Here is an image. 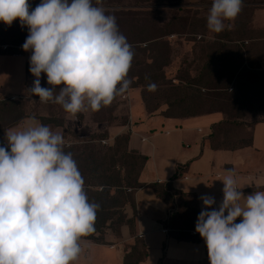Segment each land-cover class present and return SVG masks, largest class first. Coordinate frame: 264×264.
Masks as SVG:
<instances>
[{"label": "clouds", "instance_id": "1", "mask_svg": "<svg viewBox=\"0 0 264 264\" xmlns=\"http://www.w3.org/2000/svg\"><path fill=\"white\" fill-rule=\"evenodd\" d=\"M100 0H0V21L19 19L29 34L28 90L40 103L51 102L76 116L96 112L123 96L135 56L116 17ZM243 0H212L206 17L210 33H221L235 19ZM47 83L41 86V75ZM145 79H149L147 76ZM147 90H157L149 83ZM65 137L34 115L23 126L5 130L0 144V264H75L96 231L100 204L90 201L85 180ZM249 177L247 186H252ZM218 209L212 196L195 231L204 239L210 264H264V191L245 196L234 168L222 179ZM211 209V210H208ZM239 219V222L237 220ZM127 235V226H121Z\"/></svg>", "mask_w": 264, "mask_h": 264}, {"label": "trees", "instance_id": "2", "mask_svg": "<svg viewBox=\"0 0 264 264\" xmlns=\"http://www.w3.org/2000/svg\"><path fill=\"white\" fill-rule=\"evenodd\" d=\"M260 2L264 0H243L242 11L235 18L234 25L221 33H214L213 38L207 37L206 18L198 17L191 23L184 20L182 24L178 23L181 18L176 15L159 25L156 14L164 6V0H100L99 6L116 17L119 30L133 46L135 56L128 78L132 80L131 87L144 86L143 99L147 111L153 113L166 104L168 107L162 114L167 117L184 118L222 112L225 118L213 125L209 137L211 146L215 149H237L251 145V130L245 142L232 146H225L222 131L231 125H244L240 119L246 112H260L264 107V31L255 34L257 32L250 26L257 7L255 4ZM28 3L35 8L41 0H28ZM125 25L129 28L127 34ZM178 31L193 33L195 48L193 61L181 72L183 78L180 75L176 77L179 82L173 83L167 82L165 73L172 53L167 37ZM2 33L0 29V55L25 54L26 51L16 49L22 45L19 37L9 38ZM252 57L256 60L254 64L249 62ZM27 68L30 69V64ZM191 71H195L193 76ZM146 76L149 79H145ZM149 83H155L157 90L148 91ZM203 89L209 93H202ZM256 103L259 108L254 107ZM28 116L23 101L0 98V144L4 143L5 130ZM37 117L45 125H63L52 117ZM70 131L64 133L65 139ZM74 134L76 140L68 142L65 151H70L77 161L89 200L101 206L97 212L96 231L85 239L105 243L107 230L118 234L122 225L128 224L133 228L134 217L128 218L125 209L127 205L135 204V191L146 185L140 181V175L148 157L129 149L130 133L118 134L109 144L103 143V140L110 139L109 133H93L88 137ZM178 176L176 174L173 178ZM152 186L170 207L169 218L164 223L169 234L178 239L204 241L195 231L200 213L195 197L175 189L170 183ZM206 253L208 256L207 246ZM147 255V245L137 236L123 264H140Z\"/></svg>", "mask_w": 264, "mask_h": 264}, {"label": "crops", "instance_id": "3", "mask_svg": "<svg viewBox=\"0 0 264 264\" xmlns=\"http://www.w3.org/2000/svg\"><path fill=\"white\" fill-rule=\"evenodd\" d=\"M211 3L212 0H174L173 6L195 5L203 9L211 7ZM255 5L250 26L259 33L264 31V2ZM209 36L214 37V33ZM28 64L30 55L27 53L0 55V98H36L28 91L34 77L27 68ZM124 99L128 101L127 122L115 127L97 125L108 130L111 140L118 134L130 133L129 149L148 157L140 175V181L146 185L135 191V204H129L125 209L128 218L134 217V226L131 228L125 224L127 235H122L121 229L118 234L107 230L105 243L90 240L91 245L81 255L84 260L79 258L75 264H123L137 236L144 240L148 248L147 258L140 264H210L204 241L178 239L169 234L164 223L169 218L170 207L157 195L152 184L170 183L175 189L194 196L200 212L204 208L200 197L204 195L214 197V207L218 209L223 200L222 179L228 169H235L240 187L246 185L242 189L245 196L256 190L264 191V120L251 127V145L215 149L209 137L213 125L225 118L222 112L184 118L167 117L162 114L164 109L148 112L137 95ZM50 104L39 103L38 115L55 120L60 114L53 113ZM90 113H84L86 119ZM29 117L9 128L23 126ZM62 118L63 125L49 127L63 136L68 130L81 134L85 128L77 115L66 113ZM176 174L179 176L173 178ZM249 177L253 178L252 186H247Z\"/></svg>", "mask_w": 264, "mask_h": 264}, {"label": "rangeland", "instance_id": "4", "mask_svg": "<svg viewBox=\"0 0 264 264\" xmlns=\"http://www.w3.org/2000/svg\"><path fill=\"white\" fill-rule=\"evenodd\" d=\"M165 4L164 6L157 11L156 18H159V25H162L164 22L168 21L169 19L173 18L174 16L178 15L179 18L183 20H179L178 23H183L184 20H187V23H191L195 18H206L209 8H199L198 6L195 5H186L182 7H175L173 6L174 0H164ZM32 8V6L30 7ZM34 8V7H33ZM181 9V10H178ZM33 9H30V11ZM234 20L227 21L226 22V27H231L234 25ZM233 22V25H231ZM124 30H126V34L129 31L128 25L124 26ZM225 27V28H226ZM0 29L3 32L2 34L9 37V38H14V37H19L22 40V45L24 44L28 34L29 30L27 26L21 27V23L19 19L14 20L11 26L6 25L4 22L0 21ZM210 32L207 31V37L208 38H213L209 36ZM258 34V33H255ZM198 37V36H197ZM194 35L193 33H190V31H178L175 32L174 34H171L167 37L168 41L170 42V46L172 48V53H171V63L165 67V73L167 77V82L171 81L173 83L179 82L176 77H181L183 78L181 73L184 69H187L189 64L193 61V49L195 48V43H194ZM196 38V37H195ZM22 45L17 46V50L21 51L23 50ZM25 54L27 53L28 55L31 56V51H26L24 52ZM249 62L254 64L256 60L254 57L252 59H249ZM264 66V62L262 63ZM195 71H191V75L193 76ZM35 77H33L34 81ZM33 86V85H32ZM41 86L42 87H52L47 83V75L45 73H42L41 75ZM144 86H139V87H131L129 90L123 95V96H117L116 99L113 101V103L107 107H102L99 111L96 112H91L86 119L85 114H77V118L79 121L84 125V130L82 131L79 136L81 137H88L92 135L93 133H103L107 134L108 130H105L103 126H99L101 124H108L110 127H115L118 125H121L125 122L128 121L129 116L127 112V100L129 98V95H137V97L140 98V100L145 104L144 99H143V93H144ZM204 92L202 93H209L205 89H203ZM30 93V92H29ZM31 94V93H30ZM35 96V95H34ZM16 100H21L24 103V108L29 116H38V109L39 106L38 104L40 103L39 96H36L34 99H24V98H19ZM51 103V102H50ZM168 106L166 104L161 105L156 111H160L162 109H166ZM254 107L259 108V104L256 103ZM50 109H52L53 113H58L60 114V117L56 118V121H63L62 117L66 114V112L63 110V108L60 105L57 104H50ZM260 112H254L249 110L246 112L243 118L240 120L244 121V125H231L230 127H226L222 132V136L224 137L223 140H225L223 143L225 146L229 145L232 146L233 144H237V142L243 143L245 142L249 136H250V129L251 125L258 121L264 119V107L260 108ZM155 111V112H156ZM99 124V125H97ZM48 126H53V125H48ZM76 132L70 131V134L67 133V142H74L76 140L75 134ZM112 140L107 138L103 140V143L109 144ZM84 260V258L81 256L80 260Z\"/></svg>", "mask_w": 264, "mask_h": 264}]
</instances>
